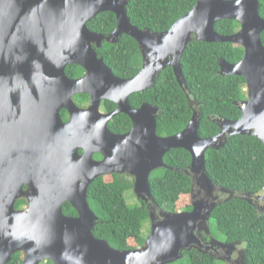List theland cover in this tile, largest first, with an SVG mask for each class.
<instances>
[{"label": "water", "instance_id": "water-1", "mask_svg": "<svg viewBox=\"0 0 264 264\" xmlns=\"http://www.w3.org/2000/svg\"><path fill=\"white\" fill-rule=\"evenodd\" d=\"M129 1L0 0V264H8L18 252L25 253L23 264H170L182 259L185 251L200 245L197 226L210 219L215 203L193 195L191 212L165 213L143 247L118 250L93 234L99 218L87 197L91 183L112 174L131 175L135 195L148 204L153 200L151 174L171 169L166 155L184 149L192 163L179 172L212 191L206 168L209 149L220 150L236 135H254L264 144V18L259 0H196L194 9L164 33L134 26ZM105 12L117 19L108 37L88 28ZM220 20L237 21L240 30L220 35L215 30ZM124 34L137 42L144 58L141 71L130 79L115 76L94 48H101L104 40L115 44ZM194 39L244 49L241 61L219 63L220 75L247 82V100L235 104L241 118L216 121L220 133L202 138L203 115L194 110L182 132L159 136L152 107L133 109L129 97L150 89L154 78L171 66L190 100L182 59ZM72 65L86 74L69 78L67 67ZM73 92L91 95L89 109L74 106ZM102 100L115 102L118 109L102 114ZM61 107L71 114L68 124L61 118ZM121 113L133 121L126 135L109 130L110 121ZM97 153L104 156L102 161L94 159ZM24 198L28 207L16 209ZM235 198L253 203L250 195ZM256 198L264 203V191ZM66 203L77 216L64 214ZM148 210L155 219L150 206Z\"/></svg>", "mask_w": 264, "mask_h": 264}, {"label": "trees", "instance_id": "trees-1", "mask_svg": "<svg viewBox=\"0 0 264 264\" xmlns=\"http://www.w3.org/2000/svg\"><path fill=\"white\" fill-rule=\"evenodd\" d=\"M195 5L196 0H130L127 12L131 23L139 29L164 33ZM258 11L264 18V0H259ZM116 26V15L112 12L101 13L88 24L91 31L105 36L112 34ZM215 30L220 35H233L240 30V24L233 20H220ZM94 48L115 76L131 78L140 71L141 50L132 37L124 34L117 44L104 42L101 48ZM243 55L241 46L198 42L195 39L186 50L182 71L190 97L203 115L200 137L211 138L220 133V127L214 120L235 121L241 117L242 111L235 104L248 98L245 91L247 82L240 76L220 75L219 63L226 60L235 64L242 60ZM66 73L70 78H77L84 74V69L72 65ZM161 78L153 90L135 94L130 101L136 106L148 102L160 107L163 115L159 120L158 135L173 136L188 126L193 110L173 70L166 69ZM131 126V120L121 115L113 121L112 131L127 132ZM165 163L171 169H160L151 175L154 201L168 206L173 212H191L193 182L190 176L179 172L190 167L191 154L184 149H173L167 154ZM206 168L217 187L257 196L264 191V144L254 135L229 136L223 148L207 151ZM134 184L131 176L112 174L94 180L87 191L90 207L99 218L93 234L118 250H136L147 240L144 233L150 220L147 204L140 201L132 208L126 199L128 192L135 196ZM25 204V200H20L16 206L22 208ZM63 211L67 216H77L69 203L64 204ZM211 219L229 241L246 244L250 264H264V215H258L253 204L234 198L218 206ZM24 259L25 253L18 252L8 264H23ZM184 259L181 264H222L198 251L186 252ZM42 264L54 263L48 260Z\"/></svg>", "mask_w": 264, "mask_h": 264}, {"label": "flooded vegetation", "instance_id": "flooded-vegetation-1", "mask_svg": "<svg viewBox=\"0 0 264 264\" xmlns=\"http://www.w3.org/2000/svg\"><path fill=\"white\" fill-rule=\"evenodd\" d=\"M99 34H102V33H99ZM102 35H104V34H102ZM105 37H108V36H105ZM104 42H108V41L104 40L102 42V45L104 44ZM115 44H117V43H115ZM94 47L97 48V45L95 44ZM141 55H142V53H141ZM143 59L144 58H143V55H142V66L140 68V71H141V69L143 67V63H144ZM168 68H171L173 70V68L171 66H168L164 70H162L156 76V78H154V80H153V86L150 89H147L146 91L153 90V88H155V86H157L159 84L160 79H162L161 78L162 72L165 71ZM67 69H68V67H67ZM139 72L135 76H137L139 74ZM173 72H174V70H173ZM85 74H86V71L84 70V74L82 76L77 77V78H71V79L81 78ZM174 75H175V72H174ZM135 76H133V77H135ZM133 77H131V78H133ZM175 77H176V75H175ZM122 79H130V78H122ZM176 80H177L178 84L180 85L177 77H176ZM180 87L182 88L181 85H180ZM146 91H143V92H146ZM245 91L248 92L247 91V87H246ZM143 92H135V93H132L130 95V97H129V103H130L131 107L133 109H136V110H140L144 105H148V106L152 107L151 110H150V115H151L152 119H154L156 121V124H157V132H158L159 120L161 119V117L163 115V110L160 107H158V106H156L154 104L148 103V102H142V103H140L139 105L136 106V105L132 104L131 101H130V99L133 97V95L140 94V93H143ZM73 93H74V95L72 96L71 100L74 103V106L77 107L78 110L79 109L80 110H87V109H89V107L91 105V102H92L91 95L90 94H87V93H80V92H76V93L73 92ZM189 102H190V106L192 107L193 113H194V110H197V111H199V113H201L200 110H199V107L196 106L195 101H193L192 98L189 100ZM241 102H243V101H241ZM241 102H238V103H241ZM66 104L69 105L68 103H66ZM70 105H72V104L70 103ZM117 109H118V105L115 102H112V101H109V100H102L101 107H100V112L102 114H110V113H113L114 111H116ZM59 112L61 114V118L64 121V123L68 124L71 121V114L68 111V109L61 107V109H60ZM121 115H126V114H124V113L119 114L113 120H111L110 123H109V130L112 133L116 134V135H126L133 128V121H132V119L129 116L126 115L131 120V123H132L131 128L127 132H123V133H121V132H113L112 131V123H113V121H115V119L117 117L121 116ZM218 120H220V119H218ZM218 120H214V121L216 122ZM159 136H161V135H159ZM162 137H168V136H162ZM79 154L80 155H83L84 154V152H83L82 149L79 150ZM94 159L96 161H102L104 159V156L102 154H98L97 153V154L94 155ZM162 169H164V168H162ZM124 175H128V174H124ZM128 176H131V175H128ZM150 180L152 182V178L151 177H150ZM192 187H194L193 188V192H192V197L194 195L195 196V199H197V200H204L205 199V200H209L211 204H214L215 203L217 205L215 207V209L213 210V212L216 210V208L218 206H220V205H222L224 203H227L230 200H232V199H229L228 200V198L230 196L227 193H224L222 191L223 188L217 187L214 183H213V190L212 191L211 190H208L207 188H205L202 183H200V182L198 183L197 180L195 181V185H194V182H193ZM26 189H27V187L24 188V190H26ZM227 191H229V190H227ZM261 194H263V192ZM261 194H258L257 196H259ZM257 196H252V198H253V203L252 204L255 207L258 215H264V212L261 210V209H264V203L262 201L257 200V198H256ZM20 200H25L26 201V204L22 208H17V206H16V209L23 210V209L27 208L28 207V201H27V199L24 198V199H20ZM148 205L150 206L151 213L152 214H155L156 217H155V219H151V214H150V220L146 224V226H149V228H147V231L144 230L146 232L147 239L152 234L153 227H154V223L155 224H159V223H161V222H163L165 220V217H164L165 213L166 214H168V213H182V210H179L178 212H173L168 206H165V205L162 206V205H159L158 203H156L154 201V199L153 200H150L149 203L147 204V206ZM213 212L211 213L209 220H212L211 219V216H212ZM208 221H205V222L202 221L197 226V230H196L195 233H196V236H197L198 240L200 241V245H197V246L196 245H193L189 250H187V251L184 252V256H185V253L186 252L189 253V252L198 251V252H200L202 254L208 255L211 258V260L216 261L218 263H222V264H250L249 257H248V251H247V248H246V244L244 242H240V241H232V242L229 241L227 237L223 236L219 232L218 228H217V230H218L219 234L222 236V239H219L218 240L216 238V236H215L216 240H213L214 235L211 236L209 234L208 229H207V224L206 223ZM145 229H146V227H145Z\"/></svg>", "mask_w": 264, "mask_h": 264}, {"label": "rangeland", "instance_id": "rangeland-1", "mask_svg": "<svg viewBox=\"0 0 264 264\" xmlns=\"http://www.w3.org/2000/svg\"><path fill=\"white\" fill-rule=\"evenodd\" d=\"M160 170V169H159ZM157 171V170H156ZM229 196H231V198H235V197H241V195H243L242 193H236V192H232V191H227V190H224ZM135 193V192H134ZM126 199H127V203L129 204L130 207H135L137 206L138 204H140V201L137 196L132 193V192H128L126 194ZM207 229L209 231V234L212 236L214 235L213 237V240H216V238L219 240V239H222V236L219 234L218 230H217V226H216V223L213 221V220H209L207 223ZM147 228H149V226H146V231H147ZM146 233V232H144ZM216 236V238H215ZM185 258V256H184ZM182 258V259H179L177 261H174L170 264H181L182 261H184L185 259Z\"/></svg>", "mask_w": 264, "mask_h": 264}]
</instances>
